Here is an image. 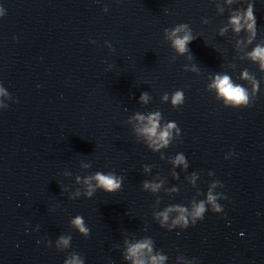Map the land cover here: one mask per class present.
Instances as JSON below:
<instances>
[{
	"label": "water",
	"instance_id": "1",
	"mask_svg": "<svg viewBox=\"0 0 264 264\" xmlns=\"http://www.w3.org/2000/svg\"><path fill=\"white\" fill-rule=\"evenodd\" d=\"M0 13V264H264V0H0ZM180 25L195 37L184 55ZM156 113L158 134L175 125L164 146L141 131ZM97 173L121 188L85 182Z\"/></svg>",
	"mask_w": 264,
	"mask_h": 264
},
{
	"label": "clouds",
	"instance_id": "2",
	"mask_svg": "<svg viewBox=\"0 0 264 264\" xmlns=\"http://www.w3.org/2000/svg\"><path fill=\"white\" fill-rule=\"evenodd\" d=\"M2 14V13H0ZM249 16H252V10L249 8L248 12ZM233 23L237 25V31H239V24H240V17H234ZM184 32L185 34L183 36L178 35L179 33ZM170 39H172L173 47L176 49V51L181 54H187L190 52L189 45L195 40V37L191 34V32L188 30L187 25H180L176 27L174 31L171 32ZM254 58H260L264 60V48L257 47L255 51L252 53ZM211 87L215 88L219 94L220 97H222L226 104L232 106L233 108H241V107H247L248 106V94L244 87L234 84L230 77L227 75H217L215 77L214 83L211 85ZM0 94L2 93V90H0ZM147 94H142L141 100L147 101ZM165 99H167V96H165ZM184 102V95L182 92H176L173 95L172 103L174 105H180ZM138 120H145V117L142 115L137 116ZM159 120H160V114H151L147 117V126H145L141 131L143 134L148 136L150 139L155 137L160 142L161 146L167 145L168 143V137L170 136V129L174 128L175 125L170 123L168 124L167 128L159 132L158 134V128H159ZM153 143H156V140H153ZM178 164L184 162V157L180 156L177 158L176 161ZM95 179L97 181V187L101 188L106 193H115L121 188V181L119 178H117L114 174H103V173H97L94 177H90L89 180L85 181L86 183L90 184L91 179ZM150 185L145 184V187H149ZM155 187L153 186L154 190ZM95 191L94 188L89 186L88 196H92L93 192ZM209 201L213 203V207L219 211V207L215 205V198L209 195L208 197ZM181 212L180 217L176 221L177 224H179L181 221L184 222L185 228H189L188 221L185 218L184 212L185 209L180 208L178 209ZM205 212V206L203 203H201L196 209L193 214V220L191 226H195L197 224V220H203ZM167 213L164 214V219L167 220ZM74 225H76L81 232L87 234L88 229L84 227V222L82 217H76V219L73 221ZM61 244L67 246L69 241L68 239L62 238L60 241ZM148 248V243H139L136 244L134 247H132L129 251L132 256H136L138 252L142 249ZM160 260H163V257H160ZM156 257H153V262L155 264ZM69 264H81L78 258H74ZM136 264H144L143 261L137 260Z\"/></svg>",
	"mask_w": 264,
	"mask_h": 264
}]
</instances>
